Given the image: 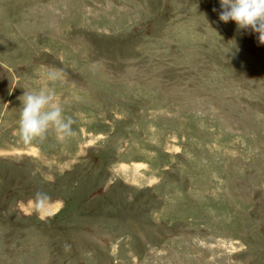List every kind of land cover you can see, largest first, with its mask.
I'll return each instance as SVG.
<instances>
[{
	"label": "rangeland",
	"instance_id": "374dc122",
	"mask_svg": "<svg viewBox=\"0 0 264 264\" xmlns=\"http://www.w3.org/2000/svg\"><path fill=\"white\" fill-rule=\"evenodd\" d=\"M220 10L0 0V264H264V44ZM45 87L76 135L25 144Z\"/></svg>",
	"mask_w": 264,
	"mask_h": 264
},
{
	"label": "clouds",
	"instance_id": "9594fccd",
	"mask_svg": "<svg viewBox=\"0 0 264 264\" xmlns=\"http://www.w3.org/2000/svg\"><path fill=\"white\" fill-rule=\"evenodd\" d=\"M219 20L227 23L234 21L238 29H250L258 34V40L264 44V0H219ZM62 73L52 71L49 80L55 82ZM18 136L25 144L34 140L43 142L48 133L54 132L58 140L74 137L76 132L72 117H65L64 109L57 100L55 90L45 87L38 91L24 92L21 101ZM48 200L46 193H36L38 207Z\"/></svg>",
	"mask_w": 264,
	"mask_h": 264
},
{
	"label": "trees",
	"instance_id": "16d2710c",
	"mask_svg": "<svg viewBox=\"0 0 264 264\" xmlns=\"http://www.w3.org/2000/svg\"><path fill=\"white\" fill-rule=\"evenodd\" d=\"M147 23H148V21H147ZM146 23V24H147ZM139 27H140V25H139ZM138 27V28H139ZM148 33V32H147ZM146 34V33H145ZM104 192L105 191H102V192H100V189L98 188V189H96L95 191H92L90 194H91V198H99V197H101L103 194H104ZM11 194H12V190L11 189H8V190H4L3 191V194H2V197H3V199L4 200H7L10 196H11ZM87 201H89V200H87ZM86 201V202H87ZM86 202H83V201H81V203L83 204V203H86ZM81 212H84V213H86V214H88V215H92V216H94V212L91 210V209H88V208H81ZM72 216V214H70V215H67V217H65L66 219H69L70 217ZM83 228H90V227H86V226H84ZM89 230V229H88ZM90 231V230H89ZM91 232V231H90ZM101 243L103 244V241H101Z\"/></svg>",
	"mask_w": 264,
	"mask_h": 264
}]
</instances>
